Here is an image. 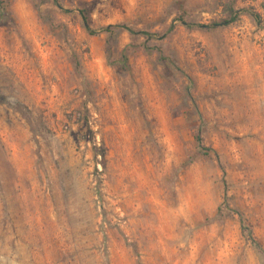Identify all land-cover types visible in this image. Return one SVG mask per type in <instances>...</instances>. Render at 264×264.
I'll return each instance as SVG.
<instances>
[{
  "label": "rangeland",
  "instance_id": "rangeland-1",
  "mask_svg": "<svg viewBox=\"0 0 264 264\" xmlns=\"http://www.w3.org/2000/svg\"><path fill=\"white\" fill-rule=\"evenodd\" d=\"M59 1L0 0V264H264V0Z\"/></svg>",
  "mask_w": 264,
  "mask_h": 264
},
{
  "label": "trees",
  "instance_id": "trees-1",
  "mask_svg": "<svg viewBox=\"0 0 264 264\" xmlns=\"http://www.w3.org/2000/svg\"><path fill=\"white\" fill-rule=\"evenodd\" d=\"M57 6H59L61 8V5H60V1L59 0H52ZM242 12V11H240ZM240 12H235L234 9L232 8H229V18L228 19H225L219 23H213L211 25H195V24H188V23H183L185 26L189 27V28H203V29H217V28H220V27H227V26H230L232 24H235L239 18H240ZM244 12H247L248 11H244ZM0 14H1V7H0ZM80 14H81V17L84 21V24H85V27L87 28V30L92 34V35H96L98 34L97 32L95 31H92L91 29V26H90V18H89V15L86 11H80ZM255 20L258 24H262L263 23V20H264V17L260 14V13H249ZM114 27L113 26H109L105 29H103L102 31L103 32H109L113 29ZM115 28H118V29H125V30H128L130 32H133L131 31L130 29H128V27L126 26H115ZM136 34H143V35H148L147 33H136ZM230 211H232L231 209H229ZM234 212V211H232ZM238 214V213H237ZM241 216V215H239ZM241 224L243 226V233H244V229L246 227H244V220L241 216ZM249 234L250 236L252 237V232L249 231Z\"/></svg>",
  "mask_w": 264,
  "mask_h": 264
}]
</instances>
